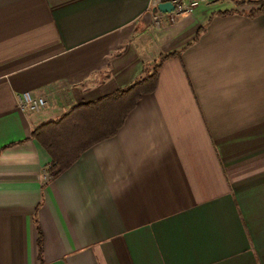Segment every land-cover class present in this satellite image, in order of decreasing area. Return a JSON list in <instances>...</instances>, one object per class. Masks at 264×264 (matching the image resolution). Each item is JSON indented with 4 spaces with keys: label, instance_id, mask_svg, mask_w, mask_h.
I'll return each instance as SVG.
<instances>
[{
    "label": "crops",
    "instance_id": "1",
    "mask_svg": "<svg viewBox=\"0 0 264 264\" xmlns=\"http://www.w3.org/2000/svg\"><path fill=\"white\" fill-rule=\"evenodd\" d=\"M161 2L0 0V264H264V11L197 0L156 25ZM157 64L50 177L32 131Z\"/></svg>",
    "mask_w": 264,
    "mask_h": 264
},
{
    "label": "trees",
    "instance_id": "2",
    "mask_svg": "<svg viewBox=\"0 0 264 264\" xmlns=\"http://www.w3.org/2000/svg\"><path fill=\"white\" fill-rule=\"evenodd\" d=\"M251 4L248 15L264 11V0H246ZM159 64L129 86L99 97L93 102L79 104L54 121H48L32 131V136L50 157L47 171L56 176L71 164L79 153L103 138L115 133L127 112L155 86ZM40 239L37 250L40 252Z\"/></svg>",
    "mask_w": 264,
    "mask_h": 264
},
{
    "label": "built area",
    "instance_id": "3",
    "mask_svg": "<svg viewBox=\"0 0 264 264\" xmlns=\"http://www.w3.org/2000/svg\"><path fill=\"white\" fill-rule=\"evenodd\" d=\"M172 9L167 12L154 11L152 13V21L157 25L159 19L164 14H180L186 13L196 6L197 0H170ZM16 106L20 111H39L45 105V99L40 96H32L28 91H23L15 95ZM46 178V174H45Z\"/></svg>",
    "mask_w": 264,
    "mask_h": 264
},
{
    "label": "water",
    "instance_id": "4",
    "mask_svg": "<svg viewBox=\"0 0 264 264\" xmlns=\"http://www.w3.org/2000/svg\"><path fill=\"white\" fill-rule=\"evenodd\" d=\"M159 11L167 12L172 9V4L170 2H161L156 5Z\"/></svg>",
    "mask_w": 264,
    "mask_h": 264
},
{
    "label": "rangeland",
    "instance_id": "5",
    "mask_svg": "<svg viewBox=\"0 0 264 264\" xmlns=\"http://www.w3.org/2000/svg\"><path fill=\"white\" fill-rule=\"evenodd\" d=\"M244 6L246 7L247 10H248L250 7H252V5L249 4V3H246Z\"/></svg>",
    "mask_w": 264,
    "mask_h": 264
}]
</instances>
